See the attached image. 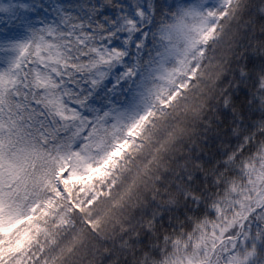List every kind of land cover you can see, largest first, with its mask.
<instances>
[{"label": "snow or ice", "instance_id": "1", "mask_svg": "<svg viewBox=\"0 0 264 264\" xmlns=\"http://www.w3.org/2000/svg\"><path fill=\"white\" fill-rule=\"evenodd\" d=\"M0 264H264V0H0Z\"/></svg>", "mask_w": 264, "mask_h": 264}]
</instances>
